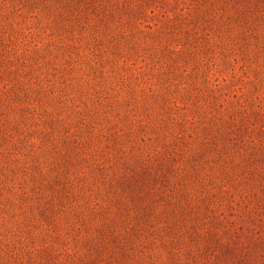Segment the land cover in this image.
I'll use <instances>...</instances> for the list:
<instances>
[{"label":"rangeland","instance_id":"rangeland-1","mask_svg":"<svg viewBox=\"0 0 264 264\" xmlns=\"http://www.w3.org/2000/svg\"><path fill=\"white\" fill-rule=\"evenodd\" d=\"M0 264H264V0H0Z\"/></svg>","mask_w":264,"mask_h":264}]
</instances>
